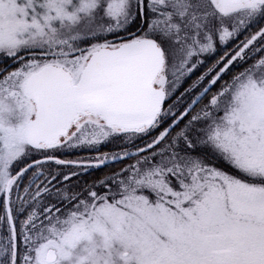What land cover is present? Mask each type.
<instances>
[{
	"label": "snow or ice",
	"instance_id": "snow-or-ice-1",
	"mask_svg": "<svg viewBox=\"0 0 264 264\" xmlns=\"http://www.w3.org/2000/svg\"><path fill=\"white\" fill-rule=\"evenodd\" d=\"M0 264H264V0H0Z\"/></svg>",
	"mask_w": 264,
	"mask_h": 264
}]
</instances>
